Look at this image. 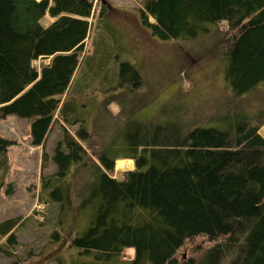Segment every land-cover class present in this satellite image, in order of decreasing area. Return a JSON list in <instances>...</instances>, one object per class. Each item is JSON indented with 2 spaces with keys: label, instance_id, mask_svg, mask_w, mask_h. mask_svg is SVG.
<instances>
[{
  "label": "trees",
  "instance_id": "obj_1",
  "mask_svg": "<svg viewBox=\"0 0 264 264\" xmlns=\"http://www.w3.org/2000/svg\"><path fill=\"white\" fill-rule=\"evenodd\" d=\"M94 8L95 0H0V119L30 120L35 146L47 143ZM48 14L53 21L44 24ZM223 21L231 36L225 80L234 98L264 82V0H147L142 9L143 26L163 41L196 39L208 32L202 23ZM50 57L41 71L33 65ZM128 72L139 76L122 63L121 85ZM183 113L167 105L146 122L128 117L108 139L81 126L58 142L56 170L41 183L49 201L39 204L90 213L86 231L72 241L91 259L84 264L111 262L125 248L136 251L131 264H180L177 252L196 237L211 245L182 264H264V116L237 106L187 123ZM212 122L221 128L205 126ZM13 144L0 135V170ZM120 159L136 166L123 179L111 175ZM48 160L45 152L42 169ZM23 221H0L1 250L15 252Z\"/></svg>",
  "mask_w": 264,
  "mask_h": 264
},
{
  "label": "rangeland",
  "instance_id": "obj_2",
  "mask_svg": "<svg viewBox=\"0 0 264 264\" xmlns=\"http://www.w3.org/2000/svg\"><path fill=\"white\" fill-rule=\"evenodd\" d=\"M146 1L95 0L88 38L78 56L79 66L60 97L44 148L32 144L30 120L16 115L0 119V135L15 141L6 153L7 166L0 170V221L11 217L24 220L15 231V252L0 249V264L91 261L72 246V241L86 231L90 213L72 216L58 213L54 204H39L42 197L48 200L42 192V177L56 170L51 157L58 142L66 135L75 137L79 127L108 139L128 117L146 122L157 118L167 105L181 107L182 120L187 123H202L211 115L237 106L248 116H264V82L234 98L227 87L229 57L225 52L231 36L226 21L202 23L201 28L208 32L196 39L163 41L143 26ZM51 20L48 14L43 23L50 24ZM51 59L39 58L33 65L41 71ZM122 63H128L139 74L137 77L128 72L124 85ZM205 126L218 127L213 122ZM262 127L259 133L264 136ZM45 152L49 160L42 169ZM128 170H118L115 164L111 175L123 179ZM58 207L61 210L60 204ZM210 245L203 237L193 238L176 257L180 264L198 259ZM135 255L134 248H125L121 257L103 264H131Z\"/></svg>",
  "mask_w": 264,
  "mask_h": 264
},
{
  "label": "bare ground",
  "instance_id": "obj_3",
  "mask_svg": "<svg viewBox=\"0 0 264 264\" xmlns=\"http://www.w3.org/2000/svg\"><path fill=\"white\" fill-rule=\"evenodd\" d=\"M134 161L131 159H120L116 161V168L118 170L132 169L134 166Z\"/></svg>",
  "mask_w": 264,
  "mask_h": 264
},
{
  "label": "crops",
  "instance_id": "obj_4",
  "mask_svg": "<svg viewBox=\"0 0 264 264\" xmlns=\"http://www.w3.org/2000/svg\"><path fill=\"white\" fill-rule=\"evenodd\" d=\"M45 19V18H44ZM53 20H51V22H52ZM264 127V126H263ZM262 127V128H263ZM261 134V133H260ZM262 135V134H261ZM263 136V135H262ZM264 137V136H263ZM134 161V160H133ZM134 164H135V161H134ZM135 168H136V166H135ZM135 168H133V169H129L128 171H132V170H135Z\"/></svg>",
  "mask_w": 264,
  "mask_h": 264
},
{
  "label": "water",
  "instance_id": "obj_5",
  "mask_svg": "<svg viewBox=\"0 0 264 264\" xmlns=\"http://www.w3.org/2000/svg\"><path fill=\"white\" fill-rule=\"evenodd\" d=\"M116 164V163H115Z\"/></svg>",
  "mask_w": 264,
  "mask_h": 264
}]
</instances>
